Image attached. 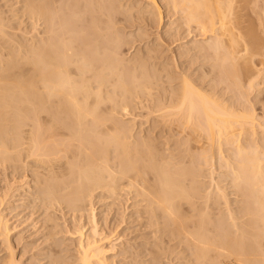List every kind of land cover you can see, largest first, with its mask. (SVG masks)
<instances>
[{"label": "bare ground", "instance_id": "bare-ground-1", "mask_svg": "<svg viewBox=\"0 0 264 264\" xmlns=\"http://www.w3.org/2000/svg\"><path fill=\"white\" fill-rule=\"evenodd\" d=\"M123 1L18 0L21 6L7 12L31 22L37 31L31 42L9 40L0 13V58L7 57L0 70V164L21 178L32 171L30 203L71 214L72 222L89 217L88 235L81 222L74 231L79 250L73 264L111 261L105 245L110 238L102 236L96 220V198L125 202L120 208L132 212L127 221L146 230L130 254L135 263L264 264V0H144L150 5L141 1L142 7ZM176 14L179 21L171 20ZM121 23L144 26L137 27L135 41L157 27L158 43L126 59ZM186 38L187 43L176 44ZM166 53L170 57L156 63ZM136 55H143L141 65L127 67L125 62H135ZM148 60L159 65L162 81L177 82L180 89L160 101L152 99L155 84L142 63ZM221 83L260 87L254 96L259 106L253 108L245 98L243 115L237 114L235 105L214 98ZM143 96L152 99L149 111L160 112L170 126H183L182 139L172 145L161 143L165 136L159 135L132 140L115 112L122 107L121 113L129 115L131 101ZM198 136L211 141L209 148L193 146ZM221 139L232 144L228 158L220 146L215 149L227 170V187L239 195L234 202L213 173L208 174L210 185L199 178L204 173L198 168L213 164V143ZM7 221L0 214V236L9 255L0 264H20ZM44 225L50 229L45 240L53 239L55 227ZM50 250L54 253L47 263L61 264Z\"/></svg>", "mask_w": 264, "mask_h": 264}, {"label": "rangeland", "instance_id": "rangeland-1", "mask_svg": "<svg viewBox=\"0 0 264 264\" xmlns=\"http://www.w3.org/2000/svg\"><path fill=\"white\" fill-rule=\"evenodd\" d=\"M141 1H143V6H144V4L150 5L148 2H146L144 0H135V3H134V0H131V3L129 0L128 4H139L140 5L139 7H142ZM123 2H122L123 3L122 5H125L126 0ZM10 3H12V5ZM160 4L164 5V2H162ZM20 6H21V4L18 3V0H0V13L3 12L1 17H4L6 19L1 18V17L0 18L3 19V21H5V25L7 24L6 25L7 28L6 27L5 28H6L7 32L10 34L9 40H11L10 38L13 37L14 39H17L21 42H23L24 40H29L31 42L33 40V37H34L33 34L36 35V32H37L35 29H32L31 22L26 18H22V20L18 21L14 17H11L12 14H10L11 11L13 10L12 8L17 9ZM128 6H131V5H128ZM10 7H12V8H10ZM125 8L127 10V5L123 9H121L120 12L118 11V15H117L118 19L123 16V13H121V12L122 11L124 12ZM7 9H9L10 13L7 12L8 11ZM135 10H137V9H135ZM163 11H165V8L163 9ZM3 15H6V16L8 15L7 17L10 16V18L7 19V17L3 16ZM177 17L180 19V15L176 14L172 17L171 20L176 21L178 19ZM165 19L168 20L167 21L168 23H170V21H171L170 19H168L167 17ZM179 19H178V21H179ZM3 24H4V22H3ZM121 24H119V27L118 26L117 27H118V32L121 34V36L123 33V37L124 38L127 37V38H125V42H124V46H123V48L126 47V50H125L126 51V55H125L126 59L132 60V58L134 57V55L136 54V52L138 50L140 51L142 49L143 53H144L146 51V48H148L149 44H153V42L158 43L157 37L160 38L161 33H160V29H158L157 27H155V29L153 28L154 31L151 29L148 31L149 33H145L147 36L144 35L146 37L144 40L142 39L141 41H135V37H133V35H135V34L140 35V32H138L139 28H137V27L142 26V25L140 23L139 24L138 23L137 24L136 23L130 24L132 26H130L129 23H128V26H126L125 24H122V25ZM174 26H176V25H174ZM142 27H143L142 29L144 30V26H142ZM120 28H122V31ZM163 30L166 31L167 27H166V29H165V27L162 29V33H164ZM143 32H145V31H143ZM132 33H134V34H132ZM125 34H126V36H125ZM148 34H150V37ZM127 35H129V36H127ZM147 37H149V38H147ZM197 39H199V37H194L192 39V41L195 40V42L199 41L200 43L204 42L203 40H201L202 38L200 40H197ZM185 40H183L184 42L181 41V43L178 42L176 44L187 43V41L190 40V38H186ZM16 44H19V43L16 42ZM190 44H188V46L186 44H184V45L189 47ZM190 46H192V44ZM164 49L165 48H161V49H159L160 51L159 50L158 51L163 52ZM175 49H177V48H175ZM142 56L143 55H140V56L136 55L135 56V58L137 57L136 61L135 62L129 61V63L125 62L126 66L127 67H133V66L136 67L137 65L140 66L141 64L139 61L141 60ZM162 56H163V58L160 60H157L156 63H160V61L162 62L163 60L165 61V59L168 56L170 57V53H169V55H168V53H166V54H163ZM6 59H7V57H4L3 59L0 58V61H1L0 62V70L3 68V65H5ZM153 61L154 60H148V61L142 62V63L145 65L143 70L145 69V71H147V74L151 76V78H152L151 80L155 84V88H154L155 90L153 89L152 91H153V93L155 92L154 96L155 95L156 96H155V98H152V99H155L157 102V101H160V100L164 99L165 97H167L169 93H172L176 90L178 91V89H180V85L177 82L169 83L166 81H162L156 73L157 72L156 70H158L157 67H159V65L156 66L155 61L154 62ZM148 63H150V64H148ZM200 64L202 65L203 63H200ZM200 64L195 65V67L199 66ZM150 67H152V68H150ZM129 71L130 70H127V72H129ZM0 72H2V71H0ZM164 74H166V73H164ZM199 74H201V72ZM241 74H243V72H241ZM197 75H198V73H197ZM171 76H175V75L171 74ZM226 84L221 83V84L216 85L217 87H215V88L217 90L214 89L212 94L213 95L215 94L214 98L216 97L223 104L227 103V105H235L236 106L235 110H236L237 114L239 113V115H241V114L243 115V113H241L242 110H240V109H242L241 106L243 107V100L245 98H246L245 101H248V103L246 102L248 105H251V102H252L251 106L253 108L256 109L259 106V103H255V101H256L255 97H256V95H257L256 93L260 87L256 86L258 88H254L255 87L254 86L252 89H249L248 86L246 88V87H244L245 84L241 83V85L238 88L237 87L234 88L233 84H232L233 86L228 85V83H226ZM229 84H231V83H229ZM253 89H255V90H253ZM241 93H242V95H241ZM247 97L249 100L247 99ZM148 98L149 97L146 98V96H143V99L141 98V99H135L136 101L135 100L131 101L130 107H128L129 109L127 108L128 111L130 110L128 112L129 115L125 114V113H124L125 114L124 115L123 113H121V112H123L122 107H119L117 112H115V116L118 117V120L123 122L127 126V128L130 130L131 134L134 135L135 138L132 140H135V139L139 140L142 136H143V138H148L150 136H155V137L157 136V138H158V135L162 136V137L163 136L166 137V135H165L166 133H167V137L161 138L162 139V140H160L161 143H165L167 141L170 144H171V142L173 144V142H175L176 139L177 140L182 139L184 137L183 135L186 134V132L183 130V126L182 127H176L175 125L170 126L168 124V122H165V121H163L162 118H160V116H159L160 112H156L155 110H153L155 112L149 111V110H152L154 105L152 104V99L149 98L151 101L150 102ZM139 101L141 102V105H140ZM143 103H144V105H143ZM150 104L152 106H150ZM118 111H119V113H118ZM170 127H171V129H170ZM170 131H172V132L174 131V133L169 134ZM183 132L185 134H183ZM161 133H162V135H161ZM168 134L170 135L169 137H168ZM178 134H180V135H178ZM238 134H240V132H238ZM241 134H242V132H241ZM146 136H148V137H146ZM198 137H195L196 138L195 140H197L196 141L197 144L194 141H193L194 144L192 142L193 146H199V147L203 146V147L209 148L208 146L210 145L209 143H211V141H208L206 136H202V138L200 136H198ZM238 138H239V135L236 137H233L229 141H234L235 139H238ZM140 140H142V138ZM198 141H199V143H198ZM229 141H225L224 139H221L219 141L220 143L218 141L216 142L217 144L215 142L213 143V144H215V145H213L214 149L216 148L219 150L221 148V152L223 150L222 155L225 158L229 157L230 154H228V153L230 152V148L232 147V146H230L232 144H230ZM169 143H168V145H169ZM206 144L208 146H206ZM171 145H169V146H171ZM219 146H220V148H219ZM228 150H229V152H228ZM193 152H195V151H193ZM214 152H216L215 156L213 157L214 158L213 159L214 165L212 164V165H210V167L207 164H204L203 166L201 165L203 168L201 167L198 169H199L200 173H202V175L204 173V175H203V177L199 176V178H200V180L204 179V180H201L203 182H206V180H207L206 185H210L208 183H210L209 181H210L211 177L208 174L213 173L214 176H212V177L215 180L217 179L216 183L221 182L220 186H222V187L224 186L223 187L224 189L226 188L225 190L228 191L227 193L229 194V197H230L229 199H231L230 201L234 202V201H236V198H237V200L239 199V195L236 194L235 192H233L232 189H229L231 187H227L229 185L231 186V184H229L230 182H228L229 179L227 180L226 176L224 177L225 173H227V170H226V168H224V164L220 163V161L218 160L219 157L217 156L218 155L217 153L219 151L217 152V150H216ZM209 154H211V153H209ZM4 168L5 167L0 164V214H2L4 217H6V220H8L7 224H8V227L11 229L8 237L10 238L12 246H13L14 257L16 256L15 259L17 261H19L20 264H40V263L42 264V262H43V264H49L47 262H49V258L54 253V252H51L50 249H53L57 253L58 260L60 261L61 264H73L78 257V250H79V247H78L79 237L75 236V234L78 235V233H75L74 231H76V229H77V226H78L77 224H79L81 222V224L82 223L86 224L85 230L87 232L85 230H84V232H86V235H88L90 233V230H89L90 223L88 225V221H89L88 218L89 217L88 216H87L88 218L83 217L82 220L80 219L81 218L80 217L79 219L81 221H79V219H75V220H77V222H72L73 220H71L72 218L70 217L71 214L64 216L62 212H60L59 210H56L54 208L53 209L52 208L47 209V211H46L45 209H43L42 205L40 206V204H39V206H40L39 207L38 203L37 204L30 203V201H32V198H30V197H32V194L27 195V192L29 191V193H31L32 190H35L34 188H28L27 187L28 184L29 185L33 184V180L35 179L32 171H30V172L28 171L26 176H24L25 178L22 177L23 178L22 179L21 177H19V176L17 177V175H14L16 173L13 174V171H12L13 169L5 170ZM210 168L212 169V172L210 171L211 170ZM29 173H30V175H29ZM24 174L25 173H23V175ZM205 174L208 175L207 179L205 178L207 176V175L205 176ZM221 174H223V175H221ZM28 180H30V181H28ZM30 190H31V192H30ZM230 194H231V196H230ZM24 195H26V196L24 197ZM96 199L97 200H95V202L97 201V203L94 202V204L96 205V206L94 205V208H95V214L97 216L96 220H99V223H98L99 229H100L99 231H100V233L102 232V234H103L102 236L107 235L110 238L108 240V243L107 244L105 243V245H107V249L110 250L107 253V258L109 259V261L111 260L110 261L111 264L112 263L113 264H140V263H135L136 260L133 259L132 255H130V254L132 252H134V250H136V247H138L136 245H140V243L144 241L142 234L144 235V233H146V230H145V232L142 231L143 229L141 230V228L139 227V225H141V224H139V222H136V221L132 222V220H131V222H129L130 220L127 221V219L130 218L129 216L132 215L131 214L132 212L130 211L131 208L129 210L123 209L124 208L123 204L125 203L124 201H123L124 202L123 204H121L122 201L121 202L116 201L117 203L115 202L116 203L115 204V203H111V201H112L111 198H108L105 200L104 199L100 200L98 198H96ZM120 205H122V206H120ZM109 206L112 207L113 209L112 208L109 209ZM120 207H123V208H120ZM106 208H108V210H110V211L108 212V210ZM123 210L125 213H123ZM132 211L134 212L135 210L133 209ZM83 215L85 216L87 214L83 213ZM114 218H115V222H117L121 219L122 220L124 219L125 222L127 221L128 223L127 222L123 223V221H119L121 224L118 225V223L114 222ZM117 219H119V220H117ZM47 222L49 224H51V226L55 227L54 228L55 235L53 236L54 237L53 239L45 240V237L47 236L48 231L50 230V229L46 228L44 225V223H47ZM54 225H56V226H54ZM70 228H72V229H70ZM44 234H46V235H44ZM70 234H72V235H70ZM3 240H5L4 237L0 236V262L8 259V256H9L6 247H3V246H5L3 244L4 243ZM123 247H124V249H123ZM111 248L112 249L114 248V249L111 250ZM139 249H140V247H139ZM121 250H123V251H121ZM49 254H50V257H49ZM132 254H134V253H132ZM110 262H109V264H110ZM169 263L170 264H179L176 262H170V260H168V259L166 260V262L164 264H169Z\"/></svg>", "mask_w": 264, "mask_h": 264}]
</instances>
